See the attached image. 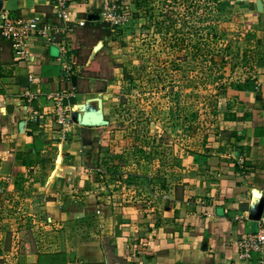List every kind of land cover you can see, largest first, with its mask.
I'll use <instances>...</instances> for the list:
<instances>
[{
  "label": "crops",
  "instance_id": "obj_1",
  "mask_svg": "<svg viewBox=\"0 0 264 264\" xmlns=\"http://www.w3.org/2000/svg\"><path fill=\"white\" fill-rule=\"evenodd\" d=\"M110 1L71 4L69 18L85 22L71 33H62L65 25L53 14L55 0L2 1L0 14L15 19L41 14L58 33L55 43L29 40L23 59L0 36V264H242L237 243L255 233L259 221L250 213L252 191H264V0L261 13L256 0H228L235 9L246 8L259 27L256 52L263 65L256 94L228 90L227 98L242 102L235 120L223 121L219 108L214 132L182 165L177 161L152 172L139 161L140 171L122 167L109 176L94 164L98 127L71 119L61 130L47 96L65 94L62 104L70 115L75 105L97 108L94 99H100L108 125L115 119L111 89L120 81L100 92L99 85L111 82L90 67L105 58L116 80L127 57L120 43L97 39L98 51L93 52L96 44L80 61L86 48L82 34L101 24ZM89 14L101 19L90 22ZM140 149L127 157L143 159ZM127 175L145 178L146 186L123 181Z\"/></svg>",
  "mask_w": 264,
  "mask_h": 264
},
{
  "label": "rangeland",
  "instance_id": "obj_2",
  "mask_svg": "<svg viewBox=\"0 0 264 264\" xmlns=\"http://www.w3.org/2000/svg\"><path fill=\"white\" fill-rule=\"evenodd\" d=\"M223 1L217 7L209 0H112L109 5L119 13L124 12V21L110 23L102 18L97 28L82 34L86 48L80 53L81 62L101 38L120 43L121 54L127 56L116 80L109 71L111 63L107 59L100 58L90 67V72L101 74L111 82L106 83L109 87L99 85L100 92L120 81L118 88L111 89L117 100L111 104L110 112L114 116L109 113L108 117L115 119L111 125L94 131L98 135L97 142H92L98 150L96 168L107 171L106 175L110 176L122 167L140 171L144 163L139 161H142L148 171L159 172L161 168L165 171L177 161L180 165L187 162L207 133L214 132V122L221 113L217 111L216 115L213 110L216 108L207 101L215 90L212 79L201 85V62L194 59L191 49L184 44L190 37L211 40L216 50L224 52L228 47L234 63L238 55L240 58L244 34L253 33L255 38L261 35L246 8H226ZM181 38L185 42L181 43ZM173 42L177 45L170 47ZM231 65L225 66L223 73L234 78L241 67L233 70ZM175 93H178L177 99ZM176 106L178 110L173 109ZM150 123L155 124L153 133L149 131ZM116 136H121L123 141L119 142ZM132 149L145 153L141 154L143 159L127 157ZM119 177L124 174L120 173ZM127 180L146 186L145 178L130 180L127 175L123 181Z\"/></svg>",
  "mask_w": 264,
  "mask_h": 264
},
{
  "label": "built area",
  "instance_id": "obj_3",
  "mask_svg": "<svg viewBox=\"0 0 264 264\" xmlns=\"http://www.w3.org/2000/svg\"><path fill=\"white\" fill-rule=\"evenodd\" d=\"M81 0H55L53 14L57 20L64 23L62 33H71L76 26H84L83 20L75 21L69 18V8L71 4ZM109 5L104 4L102 18L110 23L124 21V12H117ZM58 29L54 28L41 14H35L29 18H11L8 14H0V36L11 43V49L17 59H23L26 56V46L31 39H41L45 43H55ZM61 51L64 46H61ZM32 80V79H31ZM29 101L32 96L28 95ZM56 107V117L61 130L71 123L69 109L63 106L62 101L65 94L49 95ZM36 113L32 114V118ZM239 258L242 264H264V219L258 221L255 233L246 236L237 243Z\"/></svg>",
  "mask_w": 264,
  "mask_h": 264
},
{
  "label": "trees",
  "instance_id": "obj_4",
  "mask_svg": "<svg viewBox=\"0 0 264 264\" xmlns=\"http://www.w3.org/2000/svg\"><path fill=\"white\" fill-rule=\"evenodd\" d=\"M213 6H217L220 0H209ZM209 2V3H210ZM222 4L223 7L229 8L232 7L228 0H224ZM225 8V9H226ZM182 39V38H181ZM177 40V39H175ZM256 38L254 34H250V32H246L242 38L243 46L241 49V55L238 61L233 63V55L228 54V47H226L223 51L216 50L211 40L202 39V38H189L187 41L186 47L191 49V54L194 59L200 60L201 62V76L200 81L201 85L210 80L214 86V93H211L207 97V101L216 109H213L218 114V109L222 107L224 103V111L222 112L223 121H233L237 113L239 112V108L242 105V102L238 100L237 97L227 98L228 90H236L243 91L246 93H257L256 90V79H257V70L263 67L262 62L258 59V53L256 52ZM181 43L185 42V40H181ZM181 43L179 45H181ZM254 43V44H253ZM177 45L176 42H173L170 47H175ZM233 64V65H231ZM231 65V68L236 69L237 67H241L242 74L237 75L234 78L232 76H225L223 73V69L225 66ZM232 74V73H231ZM194 81L193 79L191 82ZM193 89H198L195 85ZM177 99L178 93L174 94ZM196 95V94H195ZM258 99V95H257ZM224 100V102H223ZM176 105V104H175ZM218 107V108H217ZM178 110L176 106L173 108Z\"/></svg>",
  "mask_w": 264,
  "mask_h": 264
},
{
  "label": "water",
  "instance_id": "obj_5",
  "mask_svg": "<svg viewBox=\"0 0 264 264\" xmlns=\"http://www.w3.org/2000/svg\"><path fill=\"white\" fill-rule=\"evenodd\" d=\"M2 1L0 0V10L2 6ZM255 8L258 13H261L263 11V5L261 0L255 1ZM101 19L99 14H89L87 16V20L90 22L99 21ZM101 47V43L97 44V46L94 48L93 52L98 51V49ZM94 101L97 103V108H87L82 105H75L73 107V110L71 112V119L75 124H78L80 126L84 127H103L108 125V122L104 119L103 112H102V105L100 99H94ZM25 122L20 121L18 124V130L20 132H23ZM155 130V124L150 123L149 131L150 133H153ZM59 161V157L57 158L56 162ZM252 197H253V203L251 204V217L255 220H260L262 216V212L264 209V191H258L254 189L252 191ZM167 210L169 208H166Z\"/></svg>",
  "mask_w": 264,
  "mask_h": 264
}]
</instances>
